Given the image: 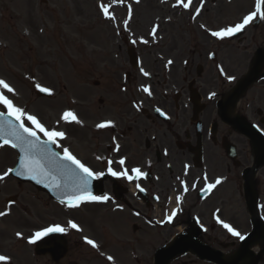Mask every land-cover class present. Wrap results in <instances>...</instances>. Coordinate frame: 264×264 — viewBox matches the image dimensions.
I'll use <instances>...</instances> for the list:
<instances>
[{
    "label": "snow or ice",
    "instance_id": "6c2138e0",
    "mask_svg": "<svg viewBox=\"0 0 264 264\" xmlns=\"http://www.w3.org/2000/svg\"><path fill=\"white\" fill-rule=\"evenodd\" d=\"M113 3L116 0H112ZM122 2V0H121ZM138 3L139 0H136ZM192 0L184 2V0H176V5L182 6L184 9H189ZM262 4L264 0H255V10L245 15L240 23L234 26H229L216 31H210L212 37L223 39L230 37L236 33L241 32L247 25L254 21L257 16L260 19H264V10H262ZM174 5V7L176 6ZM109 4L101 3L99 5L101 12L106 19L115 20V17L110 13ZM203 6V0H201V7ZM201 8L196 9L193 19L199 15ZM131 19V7H129V17L124 21V24H128V20ZM203 28L204 25H201ZM152 34L155 35L157 27L152 28ZM135 43V41H133ZM172 63V61H169ZM143 72V69H141ZM145 76L147 72L143 73ZM234 79L229 77V80ZM35 87L39 92L52 95V89L43 87L40 84H36ZM15 94V90L3 79H0V106H3L7 111H0V148L9 146L12 149H16L19 152V163L15 167H10L2 174H0V181H3L10 174L16 176H24L27 179L35 181L37 184H43L49 191L53 193H60L63 199H60V203L68 208H77L84 202H107L111 198L108 195L97 196L93 195L90 190V185L93 180L100 179L105 174L116 178H124L128 181L138 180L145 175V173L138 167H134L129 170L125 167L126 158L121 157L118 161L121 166L120 171H116L112 168L113 161L108 160L109 167L107 173L96 172L87 166L84 162L77 158L67 147H63L59 141L66 139V133L64 131H57L55 129H49L46 127L40 119L33 114L28 113L24 108L16 106L11 98L5 93ZM143 91L149 96L152 95L148 87H144ZM213 95H215L213 93ZM157 112L163 116L165 115L159 108ZM60 120L65 123L82 124V121L78 118L76 113L72 110H65L60 116ZM59 123V121H58ZM114 122L111 120L103 121L96 124L97 129H104L113 127ZM41 134L44 137L41 138ZM55 145L57 148H62L61 152H54L51 146ZM116 150H119L117 145ZM101 159V157H97ZM221 179L217 178L214 182H208L205 177V188L203 191L211 192L221 184ZM183 183V182H182ZM136 187L140 191H144L137 184ZM195 187V185H193ZM184 191L187 192V186L184 187ZM181 197H176V202L179 205ZM14 203V202H12ZM119 207V206H118ZM178 209H174L171 215L166 217L168 222H171L173 217L176 216ZM9 214L8 210L0 211V217H4ZM218 223H223L218 219ZM223 227L234 237L239 240H245V236L239 231L234 229L227 223H223ZM68 228L81 231L79 226L69 220L68 226L63 227L59 224L50 225L41 230L34 232L27 240L28 244H36L38 241L43 240L52 233H66ZM18 239H23L21 232H16ZM88 245H91L94 249L98 248V245L87 237L84 238ZM111 256L108 260H112ZM11 257L7 255H0V264H10Z\"/></svg>",
    "mask_w": 264,
    "mask_h": 264
},
{
    "label": "rangeland",
    "instance_id": "374dc122",
    "mask_svg": "<svg viewBox=\"0 0 264 264\" xmlns=\"http://www.w3.org/2000/svg\"><path fill=\"white\" fill-rule=\"evenodd\" d=\"M146 2L147 8L155 12L158 7L155 6L154 1L146 0ZM92 3V0H41L40 2L38 0H0V18H4L3 8L14 15L12 29L5 23L0 26V42L8 46L5 49L0 47L1 51H8L0 54V79L5 80L15 90V94L3 90L13 102L26 103L27 100L29 102L34 99L35 96L31 92L36 84L30 82L32 77H35L41 84L52 87L56 91L54 98L62 97L60 93L64 92V75L71 74L70 67L64 59V11L68 21L78 17L79 20L84 18V23L88 27L84 33V39L88 43H101V46L109 47L111 43L109 36L116 35L117 39L112 38L115 45L124 47L118 44V40L124 44L125 34L123 32L116 34L112 27L113 32L107 29L106 33L103 25L94 24ZM153 15L155 14H148L149 17L144 22L141 19L140 23L134 21V26L138 28L135 35H142L146 31L145 24L150 22ZM42 23L46 25L45 30H42ZM16 33L25 40H22V44H17ZM167 41L170 45L176 44L178 47H183L181 30H172ZM71 48L72 51L76 49V47ZM52 102L37 104L35 110L40 112L41 107H49ZM3 153L1 151L0 155H4ZM6 154L8 156L9 153L6 152ZM244 226L247 229V220L244 221ZM149 235L151 245V242H155L157 238L153 229H149ZM160 244L162 242L155 244L154 249ZM152 252V248L149 247L148 259L131 258L123 262L125 264H152ZM184 260L186 259H178L173 264H181Z\"/></svg>",
    "mask_w": 264,
    "mask_h": 264
},
{
    "label": "flooded vegetation",
    "instance_id": "af4514ba",
    "mask_svg": "<svg viewBox=\"0 0 264 264\" xmlns=\"http://www.w3.org/2000/svg\"><path fill=\"white\" fill-rule=\"evenodd\" d=\"M170 48V47H169ZM168 48V49H169ZM177 47H171L169 51H171L172 49H175ZM192 71H193V67L192 70H188L187 68L183 69L182 74L180 75V78L182 80V82L184 84H186L187 82L191 83V85L189 84V88H194L198 94L200 95V89L201 87L197 85V82L199 79H201V76H197L194 77L192 75ZM177 67L174 65L171 66V70L169 71L168 75H169V79H168V83L164 82V84L167 86V88L172 84V85H176L179 86L178 80H177ZM204 83L206 84H211V78L207 77L204 80ZM182 91L185 90V87L182 86L181 88ZM202 91L205 92L206 89L202 88ZM159 104L160 106L167 112V114L171 117L172 122L164 125L163 122H158L160 125L159 128H153L151 131V134L153 135V137L157 138L158 143L161 145L162 142H165L168 145H171L173 143V138L177 137L178 131L180 130V127L184 124L185 120H184V112H185V108L182 107V104L179 102L177 107H175L174 105V101L173 99H171L168 95H164V93L159 95ZM121 102H123L121 100ZM124 103V102H123ZM120 103L118 104V110L120 112L121 115H126L128 116L129 114H131L132 109L131 107L128 106V104L126 103ZM148 118H152V116L148 115ZM134 125L130 126L129 129L131 131V129H134V142L137 144H141L142 141V135L139 133V126L143 124V122L141 121V119L138 117H134ZM130 145L129 143L127 145H123L120 148V154H125L127 152L130 151ZM67 258L70 259H80L84 257V252H83V248L81 246L80 243L75 242V243H69L68 242V252L66 255ZM66 257L64 259H66ZM49 264H53L52 262H50V260L48 259ZM22 262V260H21ZM20 261H18V264H32L31 262H29V260L27 258L23 259V263H21ZM64 264H68V263H64Z\"/></svg>",
    "mask_w": 264,
    "mask_h": 264
}]
</instances>
